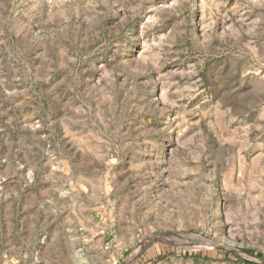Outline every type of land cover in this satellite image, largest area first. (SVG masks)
I'll return each mask as SVG.
<instances>
[{"label": "rangeland", "instance_id": "374dc122", "mask_svg": "<svg viewBox=\"0 0 264 264\" xmlns=\"http://www.w3.org/2000/svg\"><path fill=\"white\" fill-rule=\"evenodd\" d=\"M0 264H264V0H0Z\"/></svg>", "mask_w": 264, "mask_h": 264}]
</instances>
